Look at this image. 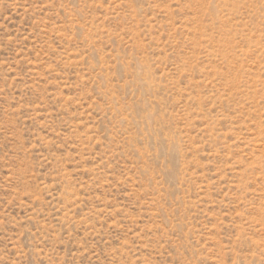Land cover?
Returning <instances> with one entry per match:
<instances>
[{
    "label": "rangeland",
    "instance_id": "374dc122",
    "mask_svg": "<svg viewBox=\"0 0 264 264\" xmlns=\"http://www.w3.org/2000/svg\"><path fill=\"white\" fill-rule=\"evenodd\" d=\"M0 264H264V0H0Z\"/></svg>",
    "mask_w": 264,
    "mask_h": 264
}]
</instances>
